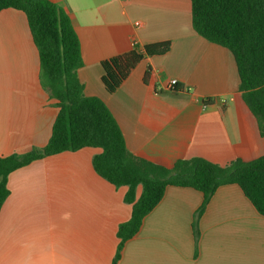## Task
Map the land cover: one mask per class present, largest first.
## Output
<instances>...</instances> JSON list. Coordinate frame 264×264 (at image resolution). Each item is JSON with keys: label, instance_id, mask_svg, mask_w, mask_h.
Segmentation results:
<instances>
[{"label": "crops", "instance_id": "crops-1", "mask_svg": "<svg viewBox=\"0 0 264 264\" xmlns=\"http://www.w3.org/2000/svg\"><path fill=\"white\" fill-rule=\"evenodd\" d=\"M50 1L78 37L84 95L106 105L131 154L166 168L195 157L226 166L264 156L234 58L195 33L190 0ZM160 42L169 43L168 52L140 61L113 94L104 90L101 62ZM38 75L25 15L1 11L0 157L41 149L50 137L56 101ZM100 152H62L8 175L0 264H112L117 228L132 206L124 202L126 187L94 171ZM140 193L138 186L136 199ZM202 204L196 190L167 187L116 264H264V216L237 185L220 186L197 216Z\"/></svg>", "mask_w": 264, "mask_h": 264}, {"label": "trees", "instance_id": "trees-1", "mask_svg": "<svg viewBox=\"0 0 264 264\" xmlns=\"http://www.w3.org/2000/svg\"><path fill=\"white\" fill-rule=\"evenodd\" d=\"M190 3L195 33L232 54L238 91L264 136V0ZM5 9L20 11L26 17L39 59V84L56 101L57 114L43 148L0 157V209L9 194L10 173L45 157L89 147L101 150L92 159L96 174L115 188L126 187L124 202L132 206L129 220L117 228L119 244L112 264L117 263L124 243L138 232L143 218L170 186L202 193L199 216L220 186L235 184L264 216V156L248 162L235 159L226 166L195 157L177 160L166 168L131 154L106 105L99 98L84 95L77 77L82 67L80 44L68 14L50 0H0V12ZM168 50V42L146 45L141 50L134 45L133 50L104 60L100 64L104 90L113 94L140 61ZM138 186L141 193L136 199Z\"/></svg>", "mask_w": 264, "mask_h": 264}, {"label": "built area", "instance_id": "built-area-1", "mask_svg": "<svg viewBox=\"0 0 264 264\" xmlns=\"http://www.w3.org/2000/svg\"><path fill=\"white\" fill-rule=\"evenodd\" d=\"M175 85H176V80H170V81L168 82V87H169V88H174Z\"/></svg>", "mask_w": 264, "mask_h": 264}]
</instances>
